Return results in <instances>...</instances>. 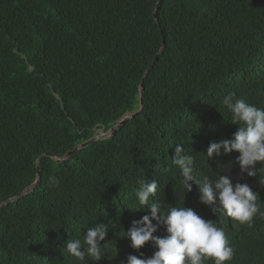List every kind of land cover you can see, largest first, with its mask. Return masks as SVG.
<instances>
[{"label":"trees","instance_id":"1","mask_svg":"<svg viewBox=\"0 0 264 264\" xmlns=\"http://www.w3.org/2000/svg\"><path fill=\"white\" fill-rule=\"evenodd\" d=\"M141 84L142 113L55 162L138 111ZM228 93L264 107V0H0V203L36 180L47 155L38 187L0 210V264H74L65 242L94 224L107 245L90 264L151 257V243L133 251L122 237L148 214L141 181L160 183L162 207L182 206L179 172L165 171L177 144L195 156L197 179L228 175L264 203V173L241 174L237 153L203 155L236 131ZM183 203L225 228L230 264H264V219L249 228L216 217L195 184Z\"/></svg>","mask_w":264,"mask_h":264},{"label":"clouds","instance_id":"2","mask_svg":"<svg viewBox=\"0 0 264 264\" xmlns=\"http://www.w3.org/2000/svg\"><path fill=\"white\" fill-rule=\"evenodd\" d=\"M221 105L229 114V123L236 126L230 139L212 142L206 150L207 159L237 153L234 163L241 174L256 177L264 173V107H257L228 93ZM175 168L179 172L183 189L182 206L162 207L156 200L161 185L155 179L144 180L135 191L140 209L147 208L148 214L133 221L122 238L129 241L133 251H139L151 243L155 251L149 258L128 255L124 264H230L234 248L230 244L225 228L217 220H205L193 209L184 206V196L190 193L193 184L198 189V202L208 206L216 217H225L241 226L252 227L256 218L264 219L259 195L247 183L233 184L228 175H219L213 180L208 176L197 179L194 175L195 156L186 154L183 144H177L165 171ZM258 181L264 185V177ZM165 185L163 186V188ZM154 222V223H153ZM163 227L164 236L154 233ZM107 236L103 224L87 227L83 239L67 240L64 252L74 264L98 262L104 255L101 244Z\"/></svg>","mask_w":264,"mask_h":264},{"label":"water","instance_id":"3","mask_svg":"<svg viewBox=\"0 0 264 264\" xmlns=\"http://www.w3.org/2000/svg\"><path fill=\"white\" fill-rule=\"evenodd\" d=\"M153 17L156 19V11H154ZM157 58H158V56H156L153 64L151 65V67H149L146 70V72L144 74V77L146 76L147 73H149L151 71L154 63L157 61ZM142 108H143V103H142V84H141L140 91H139V109H138V111H136L134 113H126L113 127L108 129L106 132L103 129L100 130L102 132V134H100V133L96 134L89 141L77 145L72 151L68 152L63 157H55L54 158L55 162L61 163V162H64V161L70 159L78 150H81V149L89 146L90 144H92L95 141L112 138L117 133V131L120 130L126 124L127 121L133 119L136 115L140 114L142 112ZM43 156H47V155H42L37 160V163H36V168H37V178H36V180L31 185L26 187L19 195L15 196V197H12L10 199H7V200L3 201L2 203H0V209L3 208V207L8 206L9 204L14 203L18 199H21L24 196L28 195L30 192H32L38 186V184L40 182L39 163H40V160H41V158Z\"/></svg>","mask_w":264,"mask_h":264},{"label":"bare ground","instance_id":"4","mask_svg":"<svg viewBox=\"0 0 264 264\" xmlns=\"http://www.w3.org/2000/svg\"><path fill=\"white\" fill-rule=\"evenodd\" d=\"M145 78V77H144ZM58 100V99H57ZM145 107V106H144ZM142 113V112H141ZM100 134H102V132L100 131ZM88 147V146H87ZM252 180V179H251ZM259 180V179H258ZM253 181V180H252ZM258 182V181H257ZM257 184V183H256ZM258 186V185H257ZM38 187V186H37ZM259 193V192H258ZM261 199V197H260ZM263 199V198H262ZM1 210V209H0Z\"/></svg>","mask_w":264,"mask_h":264},{"label":"rangeland","instance_id":"5","mask_svg":"<svg viewBox=\"0 0 264 264\" xmlns=\"http://www.w3.org/2000/svg\"><path fill=\"white\" fill-rule=\"evenodd\" d=\"M100 133V130L99 131H96V134H99Z\"/></svg>","mask_w":264,"mask_h":264}]
</instances>
